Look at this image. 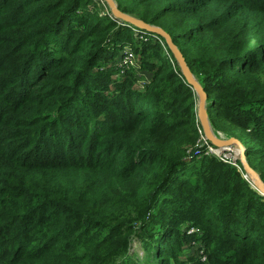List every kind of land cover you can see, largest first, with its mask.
<instances>
[{
    "label": "trees",
    "instance_id": "16d2710c",
    "mask_svg": "<svg viewBox=\"0 0 264 264\" xmlns=\"http://www.w3.org/2000/svg\"><path fill=\"white\" fill-rule=\"evenodd\" d=\"M116 2L171 36L264 183V0ZM98 14L0 0V264H264V195L200 149L167 43ZM127 46L139 70L120 74Z\"/></svg>",
    "mask_w": 264,
    "mask_h": 264
},
{
    "label": "water",
    "instance_id": "95a60500",
    "mask_svg": "<svg viewBox=\"0 0 264 264\" xmlns=\"http://www.w3.org/2000/svg\"><path fill=\"white\" fill-rule=\"evenodd\" d=\"M104 1L109 6L111 13H112L113 17L115 18V20H118L120 22H124L127 25H132V26L139 28L143 31L153 33L155 35L162 37L165 40V42L167 43L172 55L174 56L175 60L177 61L178 65L181 69V72H182L184 78L186 79L188 85L194 90V92L196 93V95L198 97V102H199V104H198V118H199V120L203 126L204 134H205V137L207 138V140L215 148H218L221 150H223V149L225 150V148H230L231 147L230 145H232L233 143L239 144V141L236 139L232 138V139L226 141V140L218 137L219 135L215 134L213 132L211 122H210L209 117H208V112L206 110L207 109L206 108V106H207V95L205 93L204 87L199 83V81L196 79V77L191 73L190 69L187 66L185 57L181 53L178 46H176L174 44L171 36L161 28L147 25V24L143 23L142 21L136 19L135 17H132L130 15L123 13L119 9L116 0H104ZM239 146H240V144H239ZM242 149H243L242 154H244L243 155L244 160L242 161V165H243L245 171L252 178L255 179L254 184H255L257 190L262 195H264V183H263L262 179L260 178V175H258L256 173V171L248 164V162H246L245 149L244 148H242Z\"/></svg>",
    "mask_w": 264,
    "mask_h": 264
},
{
    "label": "rangeland",
    "instance_id": "374dc122",
    "mask_svg": "<svg viewBox=\"0 0 264 264\" xmlns=\"http://www.w3.org/2000/svg\"><path fill=\"white\" fill-rule=\"evenodd\" d=\"M94 2L97 4V7H98V11H99V14L98 16H102L104 13H109V15L107 14V18L111 19L110 15H111V12H110V9L109 7L105 4L104 6V3L101 1V0H94ZM91 9H93V6H90ZM139 32L136 31V35L138 34ZM127 54H131L132 55V49L127 46L125 49H124V52L122 53L121 55V59L119 57V60L117 61V67L120 68L123 66V68L121 69L122 72H120V74H126L128 71L130 70H135V71H138L139 70V61L137 60V57L136 55L134 54V58L132 59V62L131 63H126L128 60H126V56ZM140 80V83L144 84V82H146V78L145 77H142V75H139L138 76ZM199 104V102H198ZM207 108V106H206ZM207 110V109H206ZM213 110V109H212ZM214 110H213V114H214ZM197 114H198V105H197ZM214 125L215 127L211 124L212 126V129H213V132L215 134H218L220 136L221 139H224V140H230V139H236L239 141V144L242 148H246L245 145H248L250 144V139L248 137L247 134L239 131L238 129L236 128H230L228 127V125H224L222 124L218 119H214ZM206 138V137H205ZM201 135L200 137V149H203V151H207L205 149V142H204V139ZM233 142V141H232ZM238 143H233L232 145H230L232 151L230 153V156L231 158L229 159V161H231L233 163V165L237 166V165H240L242 164V161L244 160L243 159V155L242 152H243V149L241 150V147L239 146ZM211 146V145H210ZM229 146V145H228ZM212 147V146H211ZM249 149V148H248ZM250 150V149H249ZM215 151H216V148H215ZM247 152L248 150L246 149V152H245V155H246V162H248V157H247ZM193 153V152H192ZM192 153L189 154V158H191V155ZM223 158V157H222ZM249 164V162H248ZM250 165V164H249ZM243 167V166H242ZM243 175L245 178H247L249 180V182L251 183L252 186H254V188H256L255 184H254V181L253 178L245 171L244 167H243ZM256 173L259 175V173L256 171ZM261 178V177H260ZM188 250H189V253H188V258H196L197 257V249L194 248H189L187 247ZM133 252H140L141 253V244L140 242H136V244H134L133 246V249L131 251V253ZM196 256V257H195ZM122 261H119V263H121Z\"/></svg>",
    "mask_w": 264,
    "mask_h": 264
},
{
    "label": "built area",
    "instance_id": "2783aa9c",
    "mask_svg": "<svg viewBox=\"0 0 264 264\" xmlns=\"http://www.w3.org/2000/svg\"><path fill=\"white\" fill-rule=\"evenodd\" d=\"M101 1L104 3V6H105V4H106L105 1L104 0H101ZM156 37L159 38V36H157V35H156ZM133 58H134V52L132 51V55L131 54H127L125 59L128 60V61L126 63H131ZM200 134H201V132H200ZM203 138H205V136ZM204 142H205V149L207 150V153L219 157L224 162H231V161H229V159L231 158V156H230V153L232 151L231 148H225V150L224 149L221 150V149L216 148V151H215V147L207 140V138L204 139ZM193 233H194V231L191 230L190 234H193ZM202 261H205V258H203Z\"/></svg>",
    "mask_w": 264,
    "mask_h": 264
},
{
    "label": "clouds",
    "instance_id": "9594fccd",
    "mask_svg": "<svg viewBox=\"0 0 264 264\" xmlns=\"http://www.w3.org/2000/svg\"><path fill=\"white\" fill-rule=\"evenodd\" d=\"M106 3V2H105ZM108 6V5H107ZM109 7V6H108ZM110 9V8H109ZM110 12H111V10H110ZM112 14V13H111ZM245 149V148H244ZM245 152H246V149H245Z\"/></svg>",
    "mask_w": 264,
    "mask_h": 264
},
{
    "label": "bare ground",
    "instance_id": "6f19581e",
    "mask_svg": "<svg viewBox=\"0 0 264 264\" xmlns=\"http://www.w3.org/2000/svg\"><path fill=\"white\" fill-rule=\"evenodd\" d=\"M218 137H220V136H218ZM241 150H242V148H241ZM253 180H255V179L253 178Z\"/></svg>",
    "mask_w": 264,
    "mask_h": 264
}]
</instances>
